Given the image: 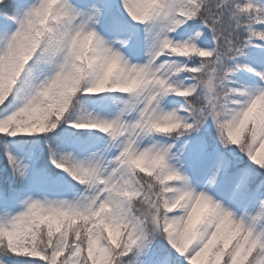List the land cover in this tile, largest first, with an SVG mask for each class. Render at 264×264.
<instances>
[{
    "label": "snow or ice",
    "instance_id": "obj_1",
    "mask_svg": "<svg viewBox=\"0 0 264 264\" xmlns=\"http://www.w3.org/2000/svg\"><path fill=\"white\" fill-rule=\"evenodd\" d=\"M0 264H264V0H0Z\"/></svg>",
    "mask_w": 264,
    "mask_h": 264
}]
</instances>
